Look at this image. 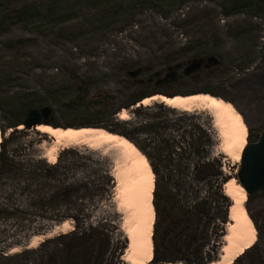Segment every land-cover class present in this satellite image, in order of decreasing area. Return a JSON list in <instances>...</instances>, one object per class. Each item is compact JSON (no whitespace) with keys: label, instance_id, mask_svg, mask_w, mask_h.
I'll return each mask as SVG.
<instances>
[{"label":"rangeland","instance_id":"1","mask_svg":"<svg viewBox=\"0 0 264 264\" xmlns=\"http://www.w3.org/2000/svg\"><path fill=\"white\" fill-rule=\"evenodd\" d=\"M23 6L29 11L16 17ZM209 56L217 57L219 64L187 76L178 69L173 80L159 82L168 67ZM138 68L139 75L128 76ZM203 91L231 102L247 126V140L257 138L264 127V0H0V150L3 145L27 170L28 178L33 167L41 171L51 167L58 181L44 178L45 183L64 187L68 182L69 188H78V195L68 202L44 203L43 212L29 221L44 228L40 235L53 233L60 224L51 219L74 214L81 205L88 218L85 225H103L109 235L103 264H127L123 255L128 240L120 230L110 176L115 155L78 144L65 153L59 150L51 165L43 158L52 143L48 135L10 126L22 123L29 109L49 107L51 113L41 124L127 132L163 173L181 177L180 182L196 184L197 173H205L194 167L200 161L213 164L220 176L234 178L238 165L220 154V141L206 112H182L159 103L134 108L144 95ZM123 108L129 113L127 121L117 117ZM202 131L208 140L204 153L167 154L166 144L186 148L200 142ZM179 163L188 166L178 167ZM36 180L33 184L41 177ZM34 189L39 199L45 193L43 188ZM45 191L50 193L49 187ZM263 205L264 196L247 197L245 203L256 229L254 245L264 239V221L258 227L252 215L258 219ZM67 222L70 226L64 232L43 241L72 230L73 221ZM22 226L1 222L0 231L8 234L0 237V246L14 238L27 247L39 236L31 232V224ZM216 229L215 225L209 230L211 240ZM225 229L226 225L224 234ZM222 238L211 260L218 259Z\"/></svg>","mask_w":264,"mask_h":264},{"label":"trees","instance_id":"2","mask_svg":"<svg viewBox=\"0 0 264 264\" xmlns=\"http://www.w3.org/2000/svg\"><path fill=\"white\" fill-rule=\"evenodd\" d=\"M29 8L28 6H23L17 10L15 12L16 17L26 14ZM203 92L215 95L209 91ZM146 96L149 95L141 96L139 100ZM135 103L131 106L135 105ZM49 124L54 127L58 126L53 122ZM17 125L10 127L15 128ZM114 133L126 137L144 153L143 149L130 134L123 131ZM200 138V142L188 143L186 148L184 146L178 147L177 145L166 144L165 150L169 156L180 155L183 157L187 151L202 154L204 153L205 144L208 143L204 131L201 132ZM248 141L252 142L250 139ZM69 150L65 149L62 152L65 153ZM146 157L155 176L153 191L155 221L152 233L154 259L150 264L183 261L190 264H207L214 261L211 260V255L216 252L219 246L218 240L223 237L224 225L228 222V210L231 203L229 198L223 193V185L229 178L220 176L221 174L215 171L213 164L200 161L196 162L194 167L197 169L200 167L204 168L205 173H197L194 178L195 185H190L186 181H182L184 182L182 183L179 181L181 177L163 173L156 159L148 155ZM181 165L188 166V164L179 163L178 167ZM49 168V170L41 171L40 168L33 167L28 170V175L31 177L28 178L26 176L27 170L20 163H17L11 155H8L3 145H1L0 224L1 222H11L19 229L22 224L29 223L34 226L29 220L34 217L36 212H43L41 208L44 203L68 202L71 196L78 195V188H69L68 182L65 183L64 187L58 185L55 187L49 186V184L45 183L44 178H52L51 180L58 181L53 168ZM40 177L41 181L38 184H33L34 180L36 178L40 179ZM211 177L217 179L215 186L213 184L216 182H212ZM205 180L208 181V185L205 183L206 189L203 191L202 187ZM37 187L39 189L43 188L45 192L40 199L35 196L34 188ZM48 187L50 193L45 191ZM84 187V189H87L86 185ZM17 198H22L19 200H22V204H18ZM80 209L81 205L74 210V214H59V216L53 217L54 219L51 220L60 225L67 220H72L74 228L52 239L43 241L37 247L26 248L21 246V240L14 238L2 241L0 246V264H103L109 252V235L102 227L103 225L89 224L86 226L85 223L88 218L84 215L87 214L84 213L85 210ZM52 212L54 211L52 210ZM57 213L60 212L57 210ZM82 213L84 217H82ZM215 221L217 222L216 224H214ZM215 225L217 229L214 239L211 240L209 230ZM43 231L44 228L40 224L32 227L31 230V232L39 235ZM5 234H8L6 230L0 231V237ZM52 243H55V245L50 247ZM210 244L211 246L208 247ZM15 247H21V249L10 253Z\"/></svg>","mask_w":264,"mask_h":264},{"label":"bare ground","instance_id":"3","mask_svg":"<svg viewBox=\"0 0 264 264\" xmlns=\"http://www.w3.org/2000/svg\"><path fill=\"white\" fill-rule=\"evenodd\" d=\"M159 103L182 112H206L213 129L220 141L219 150L225 159L238 165L241 153L247 142V126L234 105L221 97L210 93L194 95L155 94L142 99L134 108ZM118 120H129V113L121 109ZM22 125L17 126L21 130ZM34 130L48 135L52 143L46 151L44 159L53 165L57 161L59 150L68 149L72 145L83 144L93 150L103 149L115 155L110 176L113 180L114 200L117 212L121 215L120 230L128 240L123 255L127 264H149L153 258L152 233L155 221L153 191L155 176L146 155L126 137L115 134L103 127H54L37 125ZM2 135L0 131V142ZM223 193L230 200L228 222L223 244L217 260L207 264H233L256 241V229L245 207L246 191L230 178L223 185ZM116 211V210H115ZM70 224L65 221L55 231L45 235L34 236L26 248H34L44 239L52 237L56 232H64ZM19 251L18 248L11 253Z\"/></svg>","mask_w":264,"mask_h":264},{"label":"water","instance_id":"4","mask_svg":"<svg viewBox=\"0 0 264 264\" xmlns=\"http://www.w3.org/2000/svg\"><path fill=\"white\" fill-rule=\"evenodd\" d=\"M218 64L219 60L215 56H209L206 58H193L189 60L184 66L181 64H176L174 66L168 67V72L159 82H165L169 79L173 80L176 77V70L178 69H182L183 74L187 76L200 71L202 68L207 69ZM140 72L141 68H138L129 71L127 74L129 77L134 78L139 75ZM157 75L158 74L156 73L155 76ZM139 82H142V80ZM152 95L146 97H150ZM144 98H141V100ZM50 113L51 109L49 107H43L41 109H29L26 112L25 119L17 126L22 125L25 129L34 128L37 125H41V119L43 118L46 120ZM44 125L49 124L45 122ZM234 178L236 179L237 183L246 191L247 197L253 196L259 191H264V127L261 129L254 141L249 142L247 140L246 145L241 153L240 163L238 164L234 173Z\"/></svg>","mask_w":264,"mask_h":264},{"label":"flooded vegetation","instance_id":"5","mask_svg":"<svg viewBox=\"0 0 264 264\" xmlns=\"http://www.w3.org/2000/svg\"><path fill=\"white\" fill-rule=\"evenodd\" d=\"M140 102V101H139ZM259 196H264V191H259L250 198L256 199ZM254 212V210H251ZM259 218L252 215L253 221L260 227L259 223L264 221V205L257 212ZM264 240V239H263ZM262 240V242H264ZM252 246L249 250L245 251L240 257H238L233 264H264V246L263 243ZM154 264H183L182 262H157Z\"/></svg>","mask_w":264,"mask_h":264}]
</instances>
